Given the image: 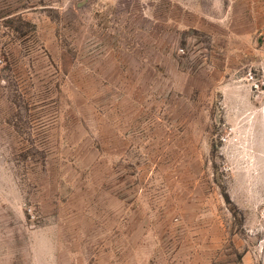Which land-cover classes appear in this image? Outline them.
<instances>
[{
    "label": "rangeland",
    "instance_id": "obj_1",
    "mask_svg": "<svg viewBox=\"0 0 264 264\" xmlns=\"http://www.w3.org/2000/svg\"><path fill=\"white\" fill-rule=\"evenodd\" d=\"M0 264H264V0H0Z\"/></svg>",
    "mask_w": 264,
    "mask_h": 264
},
{
    "label": "built area",
    "instance_id": "obj_2",
    "mask_svg": "<svg viewBox=\"0 0 264 264\" xmlns=\"http://www.w3.org/2000/svg\"><path fill=\"white\" fill-rule=\"evenodd\" d=\"M248 79H252L253 78V74L249 73V75L247 76Z\"/></svg>",
    "mask_w": 264,
    "mask_h": 264
}]
</instances>
